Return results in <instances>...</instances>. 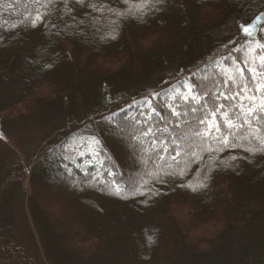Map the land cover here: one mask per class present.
<instances>
[{
  "label": "trees",
  "instance_id": "obj_1",
  "mask_svg": "<svg viewBox=\"0 0 264 264\" xmlns=\"http://www.w3.org/2000/svg\"><path fill=\"white\" fill-rule=\"evenodd\" d=\"M94 5L127 7L0 0V264H65L51 215L72 264H264V119L222 142L225 113L239 124L246 96L264 100V0H164L142 19ZM189 77L212 93L203 107L183 99ZM209 123L222 133L205 138ZM36 182L86 194L79 212L39 208Z\"/></svg>",
  "mask_w": 264,
  "mask_h": 264
},
{
  "label": "snow or ice",
  "instance_id": "obj_2",
  "mask_svg": "<svg viewBox=\"0 0 264 264\" xmlns=\"http://www.w3.org/2000/svg\"><path fill=\"white\" fill-rule=\"evenodd\" d=\"M33 2L39 3L40 0H33ZM48 2L50 3L51 0H48ZM163 2L164 0H122V3L125 4L127 7H125L122 11L118 13L113 12V9L111 8L110 5H94L93 11H97L101 13H103L104 11H108V12H113L114 15H119L124 18L131 17V18H136V19H142L144 16L148 15V13L153 10L152 5L163 3ZM40 18H41L40 14L37 11L36 18L35 20L32 21L33 25H35V23L39 21ZM260 20L261 18L257 17L256 21L253 23L241 24L240 25L241 33L250 39L253 38L254 33H255V25ZM257 47L264 48V44L258 43ZM260 59L261 61H264V56H261ZM262 67H264V65H262ZM251 71L253 72L252 79L257 80V76L260 75V70L253 68L251 69ZM189 79L192 81V83L188 85L189 94L185 95L183 99L185 103L189 106V108H191V105L193 102H196L200 105V107H203L204 104L207 103L208 96H211L212 93L207 91V86L205 84L196 83L194 77H189ZM262 90H264V82L257 80V87L255 88L254 91L262 92ZM241 91L247 92L248 89L247 87H245L244 89H241ZM218 95H223L224 99L229 98L226 93H221ZM201 96H204L203 101H201L200 99ZM235 98H236L235 96L232 97V99H235ZM245 98L249 99L250 103L247 106L243 104L241 105L242 108L246 107L247 109L243 122L236 124L233 122L231 117L227 116V113H225V118H226L227 128H228V132L222 135V142L225 144V146H229L230 143H232L231 137H233L234 135L239 134L243 136V129L245 125H247L248 128H253L255 126L253 123L254 121H259V120L264 119V100H261V102L257 105L256 104L257 98L255 95L246 96ZM219 107L224 108L225 106L221 104ZM192 110L197 111L198 109H192ZM151 114L154 115L155 110H153ZM171 114L173 116H176L178 119H182L183 116L186 115V113H181L177 111L176 108H173ZM144 115H149V113H144ZM200 123L203 124L204 121L201 120ZM176 126L179 127V124H177ZM233 129H236L235 133L232 131ZM213 132L222 133L221 126L218 123L217 124L209 123L207 125V130L203 135L205 138H207V137L212 136ZM258 134H259V129L257 128L255 136L251 132H249L248 135L253 136V138H260ZM244 138L247 139V137H244ZM217 139L220 140L221 137H217ZM261 139H264V138H261ZM180 148H181V145L178 142L174 143L172 151L175 152V155L172 157L173 159H175L177 156L180 155V151H179ZM164 151H167V149H164ZM208 151L209 152L215 151V149L209 146ZM232 159H236V157H233ZM197 187L203 188L205 187V185L203 183H199Z\"/></svg>",
  "mask_w": 264,
  "mask_h": 264
},
{
  "label": "rangeland",
  "instance_id": "obj_3",
  "mask_svg": "<svg viewBox=\"0 0 264 264\" xmlns=\"http://www.w3.org/2000/svg\"><path fill=\"white\" fill-rule=\"evenodd\" d=\"M0 94H2V90H0ZM40 136H41V134H38L36 136H30V138L37 140L38 138H40ZM1 154H2V150L0 149V157H5V156H1ZM125 158H126V164L127 165H130L131 163L134 162L132 160L131 155L126 156ZM14 177L15 178L17 177V173L14 174ZM2 180L3 179H1L0 181L2 182ZM34 185L36 186L35 192H36V200L38 202V207L39 208L42 207L43 209H46L45 207H43L44 206L43 204H47V205H48V203L53 204V202L55 203L56 201L57 202H63L61 199V198H63L66 201L65 202L66 205L68 206L67 211H69L70 213H75L76 211L79 212L78 203H77L76 199H85L82 197L86 196V194H84L80 191H77V190H73V189L69 190V193H67L66 190H65V192H62L61 191L62 189H60L61 187H59L60 184L57 185L54 182H47V183L46 182H44V183L36 182ZM60 186H62V185H60ZM61 195L63 197H61ZM67 196H68V199L66 200ZM95 205H97V208L99 207V209H100L101 206L103 207L104 203L102 205H100V204H95ZM7 206L8 205L4 201V197H2V195H0V240H2V238H4L3 235H5V234H3L4 231L1 228H3V222H4L5 216L7 217V210H8ZM70 210H72V211H70ZM51 221H52V215L50 217L46 218V224L40 225V227L44 232H47L48 234L51 235L52 244H53L52 251L55 252V254L58 252L59 254H61L65 258H67V260H66L67 262L65 264H72V262H74V260L70 256L71 251L66 246V243H65L66 236H64V234L62 233L63 232L62 227L61 226L57 227ZM21 234L22 233H20V236H21ZM22 237L24 239L23 235H22ZM19 242H20V244H23V242H25V241L22 240ZM0 251H1V249H0Z\"/></svg>",
  "mask_w": 264,
  "mask_h": 264
}]
</instances>
